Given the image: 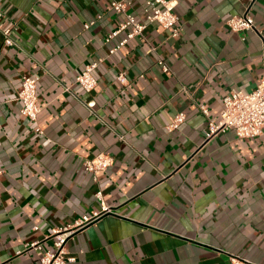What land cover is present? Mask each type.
Returning <instances> with one entry per match:
<instances>
[{"label":"crops","instance_id":"crops-1","mask_svg":"<svg viewBox=\"0 0 264 264\" xmlns=\"http://www.w3.org/2000/svg\"><path fill=\"white\" fill-rule=\"evenodd\" d=\"M114 1L146 22L148 0H0V264H38L32 244L52 250L55 229L104 207L68 241L71 264H264V133L206 139L224 98L264 80L262 40L227 23L251 8L264 31V0H171L179 37L148 24L121 47L127 32L106 42L124 21ZM93 64L86 93L76 78ZM24 77L39 78L37 124L21 115ZM101 153L113 167L86 172Z\"/></svg>","mask_w":264,"mask_h":264},{"label":"built area","instance_id":"built-area-1","mask_svg":"<svg viewBox=\"0 0 264 264\" xmlns=\"http://www.w3.org/2000/svg\"><path fill=\"white\" fill-rule=\"evenodd\" d=\"M128 4L126 2L114 1L110 4L108 11L115 12L124 16V21L118 28L110 34L106 42L109 43L121 33L127 32V38L121 42L120 47L124 46L130 40L135 38H144V31L148 24H158L166 30L172 31V37L177 38L182 33L181 20L177 15L176 3L171 0H148L144 14L145 23L137 21L134 15L128 13ZM251 9V8H250ZM250 9L242 16H235L227 23L235 33L253 31L258 34L263 42L264 31L256 25L255 19L250 14ZM95 22L86 24L85 28L89 30ZM7 45H13L11 38L12 30H3ZM118 49L111 50L114 54ZM164 72L169 71V67L164 61H160ZM96 64L87 66L82 73L76 78V84L86 93H92L98 87V81L94 76ZM118 81L125 83L126 77L120 75ZM38 77H24L21 84V90L18 99L22 103L21 115L32 123H38L41 108L39 106L38 96ZM202 113L208 117L209 111L201 108ZM186 114L176 115L172 124L168 126L169 132H174L185 123ZM36 132L42 136L43 132L40 127ZM233 132L240 139H252L263 135L264 133V80L251 92L236 91L227 95L223 100V110L218 118L210 119L206 139H211L219 134ZM114 165L112 156L101 153L92 160L84 162V169L91 174L106 172ZM1 175V172H0ZM102 194H97L100 197ZM109 208L104 207L102 212H96L92 216H84L82 220L75 222L74 225L65 228L55 229L49 238L53 240V249L44 251L40 244H32L29 249L34 250L38 256V264H71L76 262V258L71 257L67 250V243L73 238L74 234L83 227L93 223L104 214L108 213ZM231 264H254L251 261L238 256H230Z\"/></svg>","mask_w":264,"mask_h":264}]
</instances>
